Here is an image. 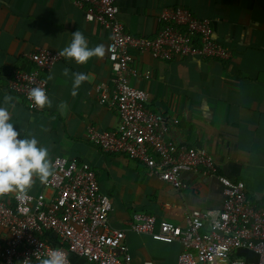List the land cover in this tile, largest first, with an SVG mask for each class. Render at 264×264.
Returning <instances> with one entry per match:
<instances>
[{
  "label": "crops",
  "instance_id": "1",
  "mask_svg": "<svg viewBox=\"0 0 264 264\" xmlns=\"http://www.w3.org/2000/svg\"><path fill=\"white\" fill-rule=\"evenodd\" d=\"M116 4L118 18L133 35L153 36L159 26L157 15L167 6L185 7L210 20L215 39L230 49L229 58L160 60L132 50L140 75L131 84L147 91L150 109L175 120L169 127L170 138L206 149L218 173L243 181L246 194L264 206V0H116ZM77 30L90 48L103 44L105 56L86 64L61 56L43 74L51 107L28 109L7 88L11 72L30 69L28 54L35 47L61 52ZM109 36L100 23L86 20L84 10L73 0H0V107L8 108L18 138L34 137L38 147L48 149L51 161L58 155L75 157L92 167L100 191L111 202V227L124 228L134 211L184 226L188 211L221 206L222 184L216 178L184 171L185 187L175 189L148 173L143 163L124 154L104 153L86 139L88 127L108 130L118 122L116 109L100 102L94 93L101 81L111 92ZM64 68L88 76L75 96L71 95V75H62ZM49 75L53 78L48 79ZM6 95L13 99L5 103ZM40 191L51 193L34 175L28 193ZM125 238L131 264H175L182 250L179 242L158 241L127 228ZM68 258L70 264H90L74 253Z\"/></svg>",
  "mask_w": 264,
  "mask_h": 264
},
{
  "label": "built area",
  "instance_id": "2",
  "mask_svg": "<svg viewBox=\"0 0 264 264\" xmlns=\"http://www.w3.org/2000/svg\"><path fill=\"white\" fill-rule=\"evenodd\" d=\"M73 2L84 10L86 20L109 31L111 92L101 81L94 93L118 115L111 129L88 127L86 139L104 153L124 154L143 163L148 173L175 189L185 187L184 171L214 177L222 184L223 200L219 208L188 211L184 226L134 211L124 228H113L108 223L110 199L100 191L92 167L75 157L58 155L51 161L53 175L43 183L51 190L49 195L40 191L28 193L24 199L15 193L0 197V264L39 261L53 248L62 249L67 256L74 253L90 264H131L126 228L148 233L158 241L179 242L182 250L175 264H264V206L256 205L246 194L243 181L218 173L206 149L170 138L169 127L175 120L150 109L147 91L131 84L140 75L132 50L160 60L229 58L231 51L215 39L210 20L185 7L167 6L157 15L156 33L140 36L126 31L118 18L116 0ZM60 58L59 51L35 47L28 54L30 69H13L8 90L21 97L28 109H37L28 92L34 87L48 92L43 74ZM240 250L248 253H238Z\"/></svg>",
  "mask_w": 264,
  "mask_h": 264
},
{
  "label": "clouds",
  "instance_id": "3",
  "mask_svg": "<svg viewBox=\"0 0 264 264\" xmlns=\"http://www.w3.org/2000/svg\"><path fill=\"white\" fill-rule=\"evenodd\" d=\"M70 43L59 52L76 64H86L93 57L103 58L106 53L105 46L98 44L90 48L84 34L79 30L71 34ZM62 75L72 78L71 95L77 94V89L88 80V76L83 72H71L69 68H64ZM49 75L48 79H52ZM11 96H5V103L11 101ZM28 99L38 108L51 107L44 88L34 87L28 92ZM66 108L67 105H62ZM8 108L0 107V197L15 193L19 199L27 197L29 189L33 184V176L39 177L41 183L48 180L53 175V165L49 159L48 149L38 147V141L33 138H18L20 133L15 130L10 122ZM223 251H227L224 249ZM24 264H29L26 260ZM38 264H70L67 254L59 248L50 249L42 256Z\"/></svg>",
  "mask_w": 264,
  "mask_h": 264
}]
</instances>
